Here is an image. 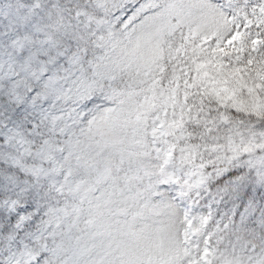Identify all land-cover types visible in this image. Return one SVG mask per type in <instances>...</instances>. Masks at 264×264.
<instances>
[{
	"label": "snow or ice",
	"instance_id": "6c2138e0",
	"mask_svg": "<svg viewBox=\"0 0 264 264\" xmlns=\"http://www.w3.org/2000/svg\"><path fill=\"white\" fill-rule=\"evenodd\" d=\"M0 264H264V0H0Z\"/></svg>",
	"mask_w": 264,
	"mask_h": 264
},
{
	"label": "clouds",
	"instance_id": "9594fccd",
	"mask_svg": "<svg viewBox=\"0 0 264 264\" xmlns=\"http://www.w3.org/2000/svg\"><path fill=\"white\" fill-rule=\"evenodd\" d=\"M246 239H250L249 237H246Z\"/></svg>",
	"mask_w": 264,
	"mask_h": 264
}]
</instances>
